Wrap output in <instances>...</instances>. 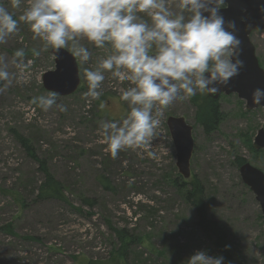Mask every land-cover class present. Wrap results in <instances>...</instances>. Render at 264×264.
<instances>
[{
  "label": "rangeland",
  "instance_id": "obj_1",
  "mask_svg": "<svg viewBox=\"0 0 264 264\" xmlns=\"http://www.w3.org/2000/svg\"><path fill=\"white\" fill-rule=\"evenodd\" d=\"M0 6L18 20L27 0H21L19 8L10 0H0ZM32 35L21 22L17 32L0 43V56L15 74L0 93V264H188L198 251L221 257L197 225L194 205L185 199L193 179L201 183L208 220L220 228L230 263L264 264L261 209L239 173L245 162L264 172V150L252 146L256 132L264 128L261 107L247 110L235 93H222L216 99L219 119L207 133L197 108L208 95L197 92L163 111L148 148L125 149L113 159L102 142L100 125L119 123L127 115L129 106L120 96L131 85L104 72L100 98L90 104L83 98L88 90L84 70H95L110 47L96 48L81 39L91 55L83 64L74 56L79 87L72 95L56 96V104L66 111L55 105L45 111L32 100L50 93L42 86V75L54 67V57ZM250 39L264 69V30L253 31ZM70 48L71 43L65 49ZM21 49L24 64L31 61L23 72L10 64ZM5 84L0 81V88ZM170 115L192 125L188 178L176 167L166 126ZM16 133L28 139L30 150L61 183L63 199L37 198L43 173Z\"/></svg>",
  "mask_w": 264,
  "mask_h": 264
},
{
  "label": "clouds",
  "instance_id": "obj_2",
  "mask_svg": "<svg viewBox=\"0 0 264 264\" xmlns=\"http://www.w3.org/2000/svg\"><path fill=\"white\" fill-rule=\"evenodd\" d=\"M10 3L19 8L21 0ZM224 4L225 0H27L18 20L0 6V43L17 32L22 22L33 39L42 41L43 51L59 52L71 43L70 51L82 64L91 54L80 45L81 39L96 48L110 47L111 53L95 70H84L88 90L83 98L89 104L100 98L104 72L121 83H130L120 96L129 106L127 115L119 123L100 125L102 142L115 159L122 150L148 148L157 136L163 111L174 100H185L197 92L215 94L217 86L227 85L239 74L244 66L238 58L242 42L234 34L235 21L226 22L220 15ZM259 11L264 13V6ZM23 61L21 49L15 51L10 64L23 72L31 64ZM8 68L9 62L0 56V81L7 82L0 93L14 79ZM56 96L52 92L34 97L32 103L45 111L54 105L66 111L65 106L56 104ZM262 98L264 91L255 89L253 103L259 104ZM222 260L198 251L189 257L188 264H222Z\"/></svg>",
  "mask_w": 264,
  "mask_h": 264
},
{
  "label": "water",
  "instance_id": "obj_3",
  "mask_svg": "<svg viewBox=\"0 0 264 264\" xmlns=\"http://www.w3.org/2000/svg\"><path fill=\"white\" fill-rule=\"evenodd\" d=\"M261 6H264V0H225L223 8L220 9V15L226 22L232 20L236 23L237 31L234 34L242 42L238 58L244 62V66L227 85H219L215 94L207 93V95L212 99H217L222 93L226 95L235 93L245 101L247 110L261 107L264 117V98L259 104L253 103L252 99L255 89L264 91V69L259 64L255 46L250 39L253 31L264 30V13L259 11ZM241 17L244 18L243 21ZM50 53L54 57V67L43 73V88L50 93L55 92L57 96L72 95L80 83L78 65L74 55L66 49H61L59 52L50 49ZM166 126L176 151L177 170L183 178H188L189 158L193 150L192 125L188 124L182 116L170 115L166 119ZM252 146L256 150H264V128L258 129ZM239 173L242 181L254 193L260 206L264 233V172L245 162L239 166Z\"/></svg>",
  "mask_w": 264,
  "mask_h": 264
},
{
  "label": "trees",
  "instance_id": "obj_4",
  "mask_svg": "<svg viewBox=\"0 0 264 264\" xmlns=\"http://www.w3.org/2000/svg\"><path fill=\"white\" fill-rule=\"evenodd\" d=\"M195 99L198 101L197 96ZM202 101H205V103L198 105L197 115L205 132L210 133V131L215 128L219 119V111L216 105L217 100L207 96L206 100ZM15 136L17 141L29 151L28 153L30 156L38 162L41 172L43 173L44 181L38 187L37 198L46 199L52 197L63 199L61 183L53 179L45 163L37 158L34 152L30 150V142L28 139L19 133H16ZM239 161L242 163L241 159ZM188 185L189 188H186L185 190V199L194 205V211L196 212V218L198 219L197 225L201 228L204 236L213 242V245L221 257H223L225 263L231 264L227 244L224 241L223 234L219 232L220 228L214 221L208 220L204 200L201 197L203 193L201 183L197 179H193L188 182Z\"/></svg>",
  "mask_w": 264,
  "mask_h": 264
},
{
  "label": "flooded vegetation",
  "instance_id": "obj_5",
  "mask_svg": "<svg viewBox=\"0 0 264 264\" xmlns=\"http://www.w3.org/2000/svg\"><path fill=\"white\" fill-rule=\"evenodd\" d=\"M216 100V99H215Z\"/></svg>",
  "mask_w": 264,
  "mask_h": 264
}]
</instances>
